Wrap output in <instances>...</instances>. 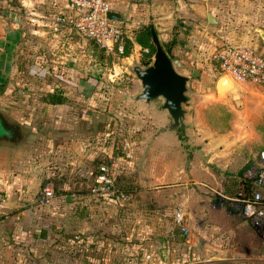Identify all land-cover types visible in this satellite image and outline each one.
Masks as SVG:
<instances>
[{"label": "crops", "instance_id": "obj_1", "mask_svg": "<svg viewBox=\"0 0 264 264\" xmlns=\"http://www.w3.org/2000/svg\"><path fill=\"white\" fill-rule=\"evenodd\" d=\"M19 1L21 9L12 0L0 9V264L263 261L256 246L258 240L264 243L256 230L247 220L238 222L241 214L232 204L227 209L224 203L229 201L218 192L231 196L227 176L255 158V145L244 139V132L249 123L261 120L264 95L250 88L260 84L234 79V88L218 95L220 74L211 57V33L221 30L223 15L212 11L211 1L177 0L186 43L193 40L202 50L184 55L203 63L202 69L194 68L198 77L189 93L188 132H160L166 114L156 103L138 102L136 111L146 116L152 111L154 118L148 120L146 136L130 143L114 142L116 122L105 107L92 103L100 96L94 84L61 66L75 34L80 36L57 21L71 11L69 3ZM162 2L112 0V8L131 27L153 24L158 36L160 24L175 21L178 14ZM232 18L230 40L236 45L256 43L264 52L260 35L244 27V21L237 25V16ZM133 44L128 66L143 65L138 59L141 46ZM176 60L183 66L179 72L189 75L188 62ZM224 84L231 86L228 80ZM49 93H59L63 101L50 103ZM213 102H223L234 112L228 132H214L204 121L202 111ZM104 161L114 166L118 183L131 195L129 203L91 201L94 174ZM179 205L188 235L174 223ZM236 242L248 249L242 257H237ZM208 250L214 257L205 258Z\"/></svg>", "mask_w": 264, "mask_h": 264}, {"label": "rangeland", "instance_id": "obj_2", "mask_svg": "<svg viewBox=\"0 0 264 264\" xmlns=\"http://www.w3.org/2000/svg\"><path fill=\"white\" fill-rule=\"evenodd\" d=\"M11 1V0H10ZM8 0H0V9L2 7V4H7L10 2ZM162 4L165 1V5L170 6V8H174V10L179 8L177 0H162ZM211 3L213 5H210V8L212 11L217 14V12H220V15H223L221 17L222 19V27L219 32L211 33L213 36V40L215 41V45L219 43V41L227 40L229 42H232L230 38L228 37V31L227 28L229 27L230 22L233 20L232 16H237L238 21L236 20L235 23L237 25H241V22L247 23L246 26L247 29L250 32L258 33L255 31L256 28H263L264 29V0H208V3ZM12 5L16 8H22L21 1L19 0H12ZM217 6V7H216ZM176 9V12L178 13V10ZM172 10V9H170ZM221 10V11H220ZM174 12V11H173ZM219 14V13H218ZM246 17V18H241ZM183 17L181 14H177L175 16V21H172L171 23L168 21L162 22L160 24L159 29V40L163 44L164 49L167 50V53L171 57L172 61L175 64L176 69L183 70V66L181 63H179L176 59H183L186 52H196L200 53L199 49L197 50V42L193 40L187 41L186 43V33L184 32L183 26L181 25V22H183ZM205 22V20H204ZM153 25V24H152ZM143 26H132V35L131 39H127L134 42V36L136 35V32L143 29ZM190 34V33H189ZM75 43L72 46L73 48H70L67 53L69 54L68 59L66 60L65 64L61 65L62 67H67L72 73V75H75L76 77H82L83 79H89V81L94 84V88L97 89L98 92H100V96L98 97V101L92 100L94 105L96 104L97 107H105L106 108V114L110 115V118L115 120L114 128L116 130V133L113 135L114 142H133L138 141V138H142L146 136V127L148 126V120H151V118H154L152 116L153 112L149 111L148 115L146 116V112L143 110L136 111V108H134L135 103L131 100V96L137 94L138 90V84L134 79L133 73H131L129 69V61H132L133 58H130V55L128 56L130 59H126V57H122V54L119 53H106L103 49H101L97 44H95L91 40H86L83 42V39H81L80 36L75 34ZM186 43V45H184ZM233 43V42H232ZM253 42H251L252 44ZM171 45V46H170ZM214 45V46H215ZM252 45L256 47L258 46L256 43H253ZM171 47L168 49V47ZM134 44H131V47L129 46V49L131 53H134L133 50ZM196 47V48H195ZM261 48V47H260ZM62 55L66 54L64 51L60 52ZM130 53V54H131ZM153 56V55H152ZM142 54L139 52L138 59L141 60ZM188 62V66L191 67V69L195 67H200L202 69V65H198L196 61L186 60ZM189 70V74L192 70ZM199 69V68H198ZM60 71V69H59ZM228 81H230L227 78ZM58 87L57 90H60L62 88L61 83H57ZM252 90L257 93V95H264V86L255 85ZM60 92V91H58ZM62 96V95H61ZM99 104H101L99 106ZM158 107V106H157ZM250 108V106L248 107ZM264 113V112H263ZM263 113L261 115V120L253 123H249V126L247 129H245L244 132V139H250L252 141L251 144H257L261 141H263L264 138V118ZM233 117L234 112H232ZM232 117V118H233ZM232 121V119H231ZM230 121V124H231ZM260 126V127H259ZM231 127V125H230ZM230 130V129H229ZM228 130V131H229ZM227 131V132H228ZM225 133V132H224ZM249 133V134H245ZM245 148V146H243ZM243 148V149H244ZM258 152V149H253V155H255ZM253 159V158H252ZM107 162V161H104ZM110 163V162H109ZM114 168V166H113ZM121 186V185H120ZM123 187V186H122ZM124 188V187H123ZM125 189V188H124ZM90 196L91 201L99 200L95 197ZM231 203H224V206L229 209ZM239 221L246 220L241 215L238 216ZM241 220V221H240ZM236 225V223H235ZM225 229V228H224ZM239 231V230H238ZM241 232V231H239ZM237 243V242H236ZM242 243H237V257L239 256L243 251H247L248 249L245 248V246L241 245ZM260 253L263 255L262 258L264 259V245L258 240L257 246ZM205 258L208 257H214V253L211 251H207ZM218 258V256H215L214 259ZM228 264L225 261H219V262H211L209 264ZM233 264V263H232ZM234 264H240V261L235 260ZM253 264V263H251ZM254 264H264L263 261H254Z\"/></svg>", "mask_w": 264, "mask_h": 264}, {"label": "built area", "instance_id": "obj_3", "mask_svg": "<svg viewBox=\"0 0 264 264\" xmlns=\"http://www.w3.org/2000/svg\"><path fill=\"white\" fill-rule=\"evenodd\" d=\"M71 6L69 13L57 17L59 23L69 25L81 37L93 41L106 53L122 54L132 29L126 23L111 21L107 13L113 11L112 0H66ZM212 60L219 74H229L236 81H250L264 86V52L252 44L236 45L227 40L212 47ZM247 189L237 195L227 196L234 208L252 225L264 243V149L244 171ZM51 186V185H50ZM46 189H50L47 186ZM51 194V192H47ZM90 195L102 201H131L130 193L118 183L112 163L102 162L94 174ZM1 201V191H0ZM174 223L184 235L189 230L184 224V208L179 205L174 212ZM147 264H154L148 261Z\"/></svg>", "mask_w": 264, "mask_h": 264}, {"label": "water", "instance_id": "obj_4", "mask_svg": "<svg viewBox=\"0 0 264 264\" xmlns=\"http://www.w3.org/2000/svg\"><path fill=\"white\" fill-rule=\"evenodd\" d=\"M136 2L148 3L150 0H133ZM107 18L114 22L124 23L123 16L115 11H109ZM209 18H212L209 15ZM264 43V29L256 28ZM151 42L155 51L147 65L131 63L129 69L139 86L137 94L131 96L134 103L149 105L156 103L158 109L165 113L168 121L159 129L163 131H175L178 135H185L190 128L187 122L189 110L187 109L189 93L193 90L192 80L198 77V71L194 69L191 74L180 73L169 54L162 46L154 25H150ZM228 78L231 86L228 87L225 79ZM233 78L229 74H221L216 81V91L219 96L228 89H233Z\"/></svg>", "mask_w": 264, "mask_h": 264}, {"label": "trees", "instance_id": "obj_5", "mask_svg": "<svg viewBox=\"0 0 264 264\" xmlns=\"http://www.w3.org/2000/svg\"><path fill=\"white\" fill-rule=\"evenodd\" d=\"M134 42L141 46V61L143 65H147L150 62L152 55L155 51V47L151 42L150 25H147L140 31L136 32V35L134 36ZM131 44H133L131 41H126L124 51L121 55L122 57H127L130 55L131 51L129 49V46L131 47ZM170 46L168 47V49L171 48ZM48 95L50 103L55 104L61 103L63 101V97L59 95V93H49ZM202 117L212 131L217 133H224L230 129V121L233 117V114L232 111L223 102H213L206 105V107L203 109ZM261 123L262 125L260 126L263 127V122L261 121L260 124ZM254 145L255 149H258V152L254 156L256 158L259 152L264 149V138L263 141L257 144L255 143ZM255 158L251 159L248 165L244 169L239 171L237 174H230L229 176H227L228 182L226 183V187L228 188L227 192L231 196L237 195L243 189H247L248 181L244 177V171L250 164L254 162Z\"/></svg>", "mask_w": 264, "mask_h": 264}, {"label": "bare ground", "instance_id": "obj_6", "mask_svg": "<svg viewBox=\"0 0 264 264\" xmlns=\"http://www.w3.org/2000/svg\"><path fill=\"white\" fill-rule=\"evenodd\" d=\"M225 80L227 81V78Z\"/></svg>", "mask_w": 264, "mask_h": 264}]
</instances>
